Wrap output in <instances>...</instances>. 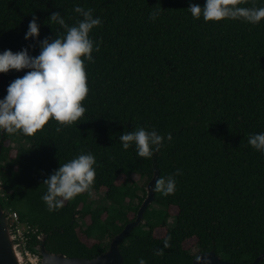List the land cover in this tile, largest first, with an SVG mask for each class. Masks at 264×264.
Wrapping results in <instances>:
<instances>
[{"label": "trees", "instance_id": "trees-1", "mask_svg": "<svg viewBox=\"0 0 264 264\" xmlns=\"http://www.w3.org/2000/svg\"><path fill=\"white\" fill-rule=\"evenodd\" d=\"M192 3L205 0H0V52L28 47L39 55L40 42L66 31L51 15L74 26L82 19L76 6L101 20L90 33L81 120L71 126L50 120L32 136L0 131V202L7 217L18 214L13 226L29 230L32 255L41 258L43 243L46 253L69 258L105 254L136 221L156 171L158 180L173 176L176 190L168 196L154 190L142 224L120 244L123 264L141 258L193 264L211 252L252 264L264 255V152L248 143L264 132V19L206 22L192 17ZM227 7L259 9L264 0H229ZM33 17L39 40H25ZM26 71L0 73L2 98ZM139 127L164 138L150 158L139 157L134 145L122 148L120 135ZM87 153L96 159L91 195L85 191L49 211L43 182ZM100 192L109 206L91 200Z\"/></svg>", "mask_w": 264, "mask_h": 264}, {"label": "clouds", "instance_id": "clouds-1", "mask_svg": "<svg viewBox=\"0 0 264 264\" xmlns=\"http://www.w3.org/2000/svg\"><path fill=\"white\" fill-rule=\"evenodd\" d=\"M228 3L229 0H205L203 6L192 3L187 9L194 19L203 17L206 22L219 21L228 16H243L253 24L264 19V8L230 9ZM74 11L82 17L74 26L66 25L59 13L51 15L49 20L66 31L52 41L45 39L40 42L39 55H30L28 47L18 52L10 49L0 52V73L28 70L9 84L7 94L0 99V131L32 136L50 120H55L60 126H71L84 116L86 109L83 101L89 91L85 61L93 59L94 41L90 33L101 24V20L93 16L91 9L76 6ZM39 37L40 24L38 18L33 17L24 39L39 40ZM95 50L98 51V47ZM119 139L123 149L134 145L139 157L150 158L159 150L164 138L154 130L139 127L125 132ZM168 139L171 140V135ZM248 143L255 150L264 152V132L251 135ZM95 165L96 159L91 153L80 154L61 164L43 182L47 187L42 200L48 210L62 208L65 201L89 191L96 176ZM154 190L163 196L173 194L176 190L175 178H160ZM138 264L146 262L141 258Z\"/></svg>", "mask_w": 264, "mask_h": 264}, {"label": "water", "instance_id": "water-1", "mask_svg": "<svg viewBox=\"0 0 264 264\" xmlns=\"http://www.w3.org/2000/svg\"><path fill=\"white\" fill-rule=\"evenodd\" d=\"M158 180V171L155 177L146 187L147 198L138 212L136 221L126 226L121 234H119L111 243L110 249L103 255L92 259L69 258L65 255L48 254L44 249V243L37 248V252L41 255L40 264H123L124 257L120 251V244L127 235L134 229L139 227L144 219L146 210L155 201L154 187ZM264 258L260 256L254 263L259 264ZM0 264H28L25 254L17 240V235L12 227L11 219L7 217L5 210L0 202ZM193 264H235L223 261L215 252L208 254H200L194 259Z\"/></svg>", "mask_w": 264, "mask_h": 264}, {"label": "built area", "instance_id": "built-area-1", "mask_svg": "<svg viewBox=\"0 0 264 264\" xmlns=\"http://www.w3.org/2000/svg\"><path fill=\"white\" fill-rule=\"evenodd\" d=\"M10 219L12 220L11 223L12 227L14 228V232L17 235V240L19 241L20 247L25 254L26 261L28 264H40L41 258L32 255L27 249L28 238L26 237V234L29 233V230L26 226L21 228L22 224L20 223L17 226H13L14 223H18L19 218L17 213L12 214V218L10 217Z\"/></svg>", "mask_w": 264, "mask_h": 264}, {"label": "rangeland", "instance_id": "rangeland-1", "mask_svg": "<svg viewBox=\"0 0 264 264\" xmlns=\"http://www.w3.org/2000/svg\"><path fill=\"white\" fill-rule=\"evenodd\" d=\"M5 91H6V87L4 85V82L0 79V98H2L3 93ZM135 179L138 180L137 177ZM140 185L141 186H144V185L147 186V184L144 182V180L140 181ZM91 200H93L95 202L96 207L101 206L104 208V207H107L110 205V203L106 201L104 193H102V192L93 194ZM23 226H25V225H22L21 228H23ZM193 252H194V254H197V250L195 248H194Z\"/></svg>", "mask_w": 264, "mask_h": 264}]
</instances>
